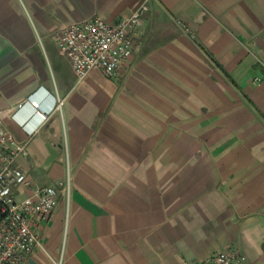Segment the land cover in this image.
<instances>
[{
	"label": "crops",
	"instance_id": "1",
	"mask_svg": "<svg viewBox=\"0 0 264 264\" xmlns=\"http://www.w3.org/2000/svg\"><path fill=\"white\" fill-rule=\"evenodd\" d=\"M142 3L117 76L79 79L59 30ZM0 127L59 191L25 264H264V0H0Z\"/></svg>",
	"mask_w": 264,
	"mask_h": 264
},
{
	"label": "built area",
	"instance_id": "2",
	"mask_svg": "<svg viewBox=\"0 0 264 264\" xmlns=\"http://www.w3.org/2000/svg\"><path fill=\"white\" fill-rule=\"evenodd\" d=\"M146 9L142 3L113 24L94 15L59 30L58 48L68 56L79 79L93 68L106 77L117 76L132 51V29ZM183 29L190 31L185 25ZM25 146L0 127V264H25L33 248L40 244L32 225L45 219L57 203V187L32 184L17 165L16 159L25 154ZM25 188H30L29 193L19 197ZM187 264H245V256L227 249Z\"/></svg>",
	"mask_w": 264,
	"mask_h": 264
}]
</instances>
